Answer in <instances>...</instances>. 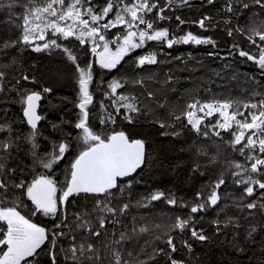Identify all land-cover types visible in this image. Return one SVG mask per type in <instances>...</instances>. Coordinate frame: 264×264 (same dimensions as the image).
<instances>
[{"label":"trees","instance_id":"obj_1","mask_svg":"<svg viewBox=\"0 0 264 264\" xmlns=\"http://www.w3.org/2000/svg\"><path fill=\"white\" fill-rule=\"evenodd\" d=\"M229 2L231 0H213L212 3L208 0H190L189 5L174 7L167 13L173 17L171 21H162L155 25L157 28H169L170 33L178 37L188 32L200 37H212L218 46L215 48L212 45L177 43L169 49L166 42L149 41L142 48L128 53L114 69L110 70L99 67L98 57L91 52L90 41L81 46L74 37L65 40L58 35H52L51 31L46 33L45 40H36L35 44L43 46L51 39L56 40L60 47L50 45L47 50L37 53L31 50V46L0 51V65H8L5 70L9 79L12 77L20 79V84L17 86L20 92L27 90L29 93L38 92L44 95L41 110L43 123L37 130L36 137V143L39 145L38 154L50 159L54 147L61 142L71 145L64 158L55 163L51 170L39 166L33 169L31 156L26 155L22 158L27 167L23 178L30 182L38 175L50 176L56 181L58 196L70 177L71 163L84 147L81 131L74 127L80 114V109L77 107L79 103L77 72L73 60L64 49L71 50L72 56L77 58L76 62L80 63L81 67L91 62L93 79L89 91L93 95V103L88 106L89 126L98 134L104 135L112 131H124L129 139L143 140L147 149L145 167L131 180V186L129 187L127 182L120 183L125 192L121 203L132 205L128 210L127 218L120 217L121 223L126 227H122L121 224H108V239L113 238V233L118 238L121 231L130 230L133 225L137 229L150 226L148 232L141 233L130 245H125L138 252L139 245L150 241L151 244L146 246L145 252L140 256V259L148 260V264H168L167 258L163 255H157L153 260H149L148 257L154 247L167 250L165 232L170 229L175 217L189 215L187 208L171 206L168 200L174 198L178 205L196 203V194L210 192L211 186L221 174L225 184L218 190L221 197L218 205L209 208L206 212L194 214L195 227L198 230L202 228L210 239L201 242L192 238L187 231L184 233H180L179 230L170 231L168 234L175 238L174 243L178 247V251L173 256L177 260H184L186 264H264V230H258L254 234V243L247 239L251 225L259 229L261 224H264V214L240 219L241 227L238 229L231 226L221 227L217 232L212 223L214 219L223 221L228 216L247 215L239 212L234 206V201L241 194V188L234 183L232 177L234 169L229 168L228 165L230 161L241 163L244 161L239 152L229 147L227 142L232 139L230 133L217 129L220 131V137L215 136L211 131L209 136L205 137L197 134L190 126H182L186 124L185 120L175 121L172 118L173 114L181 115L186 105L193 100L245 102L253 100L251 95L253 92L264 94V72L253 61L238 54H230L233 44H238L244 50L255 51V49L241 32L233 31L232 36L228 35L229 28L239 27L241 30H246L254 20L257 23L264 21V12L258 6L252 5V0H247L250 4L247 9L236 0L233 11L228 12L226 6ZM93 3L100 7L104 5L105 0H93ZM176 3L178 5L179 0H176ZM177 15L187 22L178 26L175 20ZM204 16L211 18V26L207 31L193 23ZM0 17L6 21L7 13L0 11ZM152 18L154 19V15ZM226 20L229 21L228 24L224 23ZM19 32L20 30L12 24L0 23V40L18 36ZM123 32V28L116 27L104 30L102 34L113 49H116L120 41L117 43L112 41L117 35H123ZM149 53H155L158 62L138 67L137 57ZM209 53L218 55H209ZM24 75H27L29 80H23ZM114 80H120L124 84V87L117 89V95L123 93L143 102L144 111L133 123H128L122 117H117L115 124L100 123L101 119L107 120L108 113H114L111 100L105 98V93L111 91L108 85ZM139 80L144 81L143 85L133 83ZM45 88L50 91L44 92ZM148 92L154 94L152 99L147 98ZM260 98L257 96L255 100ZM101 100L107 106L106 110L100 107ZM160 103L166 107L160 108ZM123 111L124 109H121V112ZM216 118H208L204 123L212 124ZM158 120L170 126L161 128L156 122ZM0 122L12 123L16 132L22 133L25 137L32 131L24 121L17 93L0 94ZM201 127L203 129L204 125ZM164 132L168 135L161 134ZM68 133L72 135L69 136ZM19 143L25 153L31 148V144L26 140H21ZM213 156L216 157L215 162L211 160ZM156 192H162L164 196L160 200L152 201L151 195ZM119 195L117 192V196ZM17 199L26 205L18 210L33 223L51 231L54 223L60 222L42 213L34 215L31 201L22 193L17 194ZM138 202H140L139 206ZM115 203L113 201V206ZM92 206V197H84L81 194L79 197L70 198L67 204L69 224L73 223L72 218L76 213L85 210L91 212ZM220 208L224 211L217 216ZM93 223L98 227L94 218ZM157 225L159 227H156ZM3 230L5 231V227ZM63 231L69 233L68 228H64ZM157 236L161 238L156 239ZM182 240H187L192 245L191 252L182 246ZM69 243V236L60 237L58 240L55 249L58 264H66L63 249L67 248ZM51 249L50 240H46L37 250L38 255L34 259H29L31 264H51L49 255Z\"/></svg>","mask_w":264,"mask_h":264},{"label":"snow or ice","instance_id":"obj_2","mask_svg":"<svg viewBox=\"0 0 264 264\" xmlns=\"http://www.w3.org/2000/svg\"><path fill=\"white\" fill-rule=\"evenodd\" d=\"M208 2L212 3L213 0ZM235 2L236 0H231L226 6V11L232 12ZM239 2L245 9L250 7L247 0H239ZM189 3L190 0H179L178 5L176 0H105L103 6L97 7L93 0H0V11L7 13V20L0 17V23L12 24L20 30L18 36L0 40V51L31 46L34 51L39 52L42 48L36 45L35 41L45 40L46 33L51 31L52 35H58L65 40L74 37L81 46L90 41L91 52L98 57L100 67L110 70L115 68L128 53L142 48L149 41L166 42L169 49L177 43L218 47L212 37H200L192 32L178 37L170 33L167 27H155L159 22L173 19L167 13L174 7L186 6ZM252 5L258 6L264 12V0H252ZM175 20L178 26L187 22L178 15L175 16ZM193 23L207 31L211 26V18L204 16ZM224 23L228 24L229 21L226 20ZM142 25L144 27H141ZM116 27L123 28L124 32L123 35H117L113 39L112 43L122 42L118 43L115 52H112L102 31ZM233 31L245 35L255 51L244 50L238 44H233L230 54H238L240 57L253 61L264 72V21L257 23L254 20L246 30H241L239 27L229 28L228 35L232 36ZM98 41L104 42L102 51H97L100 48ZM50 45L60 47L56 40L50 39L43 44V48L47 49ZM64 51L69 53L77 72L79 86L77 107L80 109V114L74 127L81 131L84 147L71 163L70 177L60 190L59 196L56 181L50 176L38 175L30 182L23 178L27 167L22 158L30 155L33 169L39 166L45 170H51L55 163L64 158L71 145L61 142L54 147L50 159H45L38 154L39 145L36 143V137L41 116L37 114V107L41 94L29 93L27 90L21 93L17 87L20 79L16 77L9 79L5 70L8 65H0V94L15 92L19 95L23 117L32 130L25 137L22 133L16 132L12 123L0 122V221L6 224V231L0 230L3 237L0 238V246H2L0 247V264H31L29 258L34 259L38 255L37 250L46 240H50L52 245L49 251L51 264H58L55 249L58 240L63 236H69L70 240L68 247L63 249L66 264H148V260H142L140 256L145 252L146 246L151 244L150 241L139 245L138 252L125 245H130L141 233L148 232L150 226L137 229L133 225L130 230L121 231L118 238L113 233L112 239H108L107 229L108 224H121L122 227H126L121 223L120 217L127 218L128 210L132 205L121 203L125 192L119 181L131 177L137 169L145 165V142L141 139H129L124 131H112L104 135L92 130L89 126L90 112L88 111V106L93 103V95L89 91V85L93 79L92 64L89 62L85 67H81L80 63L76 62L77 58L72 56L71 50L64 49ZM209 55L218 54L209 53ZM157 62L155 53L139 56L136 61L138 67L153 65ZM22 79L27 81L29 77L24 75ZM133 83L143 85L144 81H133ZM108 87L111 91L105 93V98L111 100L114 113H108L107 120L101 119L100 123L115 124L117 117H122L128 123L135 122L144 111L143 102L123 93L117 95V89L124 87L120 80L110 82ZM49 91L50 89H44V92ZM251 95L253 100L257 96L261 98L255 102L253 100L245 102L193 100L186 105L181 115L173 114L172 116L175 121L185 120L186 124L182 126H190L197 134L205 137L209 136L210 131L220 137V131L217 129L228 131L232 137L227 142L229 147L239 152L243 158V163L230 161L228 166L234 169L232 171L234 183L241 188V194L234 201V206L239 212L247 213V215L228 216L223 221L214 219L212 223L217 232L221 230V227L231 226L238 229L241 227L240 219L264 214V94L253 92ZM153 96L152 92H148V99H152ZM99 104L106 110L107 106L103 100L99 101ZM159 107L166 106L160 103ZM121 109L124 111L121 112ZM212 117H217L214 123H204L206 119ZM238 117L241 118L238 119ZM156 122L161 128L170 126L164 121ZM202 125H204L203 129ZM161 134L168 135L167 132ZM68 135L72 134L68 133ZM21 140L31 144L27 153L21 148L19 143ZM215 159L216 157L213 156L212 162H215ZM127 183L130 187L131 180ZM224 184L225 179L221 174L211 186L210 192L196 194L197 202L193 204L178 205L176 199H169V205L187 208L189 215L175 217L174 223L165 232L167 250L154 247L148 259L153 260L155 256L163 255L167 258L168 264H186L184 260L174 258L173 254L178 251V247L174 243L175 238L168 232L187 231L198 241L209 240L210 237L202 228L198 230L195 227L194 214L215 208L221 200L218 190ZM18 193H22L27 200L31 201L34 215L42 213L60 222L54 223L51 231L33 223L18 210L26 206L17 199ZM81 194L84 197L93 198L91 212L85 210L76 213L72 218L73 223L69 224L67 204L70 198L79 197ZM163 196L164 193L156 192L150 199L156 201ZM113 201L116 202L114 206ZM139 205L140 202H138ZM87 207L86 205L85 208ZM223 211L224 209L220 208L217 216ZM93 218L98 227L94 226ZM64 228H68L69 233H65ZM258 230H264V224H261L259 229L251 225L247 239L254 243V234ZM160 238L156 237V239ZM181 244L189 252L192 251V245L187 240H182Z\"/></svg>","mask_w":264,"mask_h":264},{"label":"water","instance_id":"obj_3","mask_svg":"<svg viewBox=\"0 0 264 264\" xmlns=\"http://www.w3.org/2000/svg\"><path fill=\"white\" fill-rule=\"evenodd\" d=\"M50 47V46H49ZM48 47V48H49ZM41 48H42V50L41 51H39V52H43V51H45V50H47V49H44L43 48V46H41ZM31 50L32 51H34L33 50V48H31ZM34 52H36V51H34ZM37 53V52H36ZM43 104H44V95H42L41 94V100L38 102V107H37V114L38 115H40L41 116V110H42V106H43ZM24 118V117H23ZM24 121L26 122V120H25V118H24ZM42 123H43V118H42V116H41V120L38 122V126H37V130L42 126ZM27 124V123H26ZM28 126V128L30 129V126L29 125H27ZM145 153H146V157H147V149H146V146H145ZM144 167H145V165H143L140 169H137V172L136 173H134L131 177H127V178H123V179H121L120 181H119V183H125V182H127V181H129V180H133L143 169H144Z\"/></svg>","mask_w":264,"mask_h":264},{"label":"rangeland","instance_id":"obj_4","mask_svg":"<svg viewBox=\"0 0 264 264\" xmlns=\"http://www.w3.org/2000/svg\"><path fill=\"white\" fill-rule=\"evenodd\" d=\"M85 18H87V17H85ZM104 21H101V23H103ZM111 29H113V28H111ZM102 33H103V31H102ZM105 40H106V38H105ZM122 41H120V43H121ZM98 43L100 44V48H98L97 49V51H102V47H103V41H98ZM109 48H110V50L112 51V52H115V48L113 49V46L109 43ZM138 50V49H137ZM134 51H136V50H134ZM133 52V51H132ZM97 64L99 65V62L97 61ZM119 64V63H118ZM117 66V65H116ZM99 67H100V65H99ZM114 69V68H113ZM218 115V114H217ZM43 245V244H42ZM41 245V246H42ZM0 247H2V246H0ZM30 259V258H29Z\"/></svg>","mask_w":264,"mask_h":264},{"label":"built area","instance_id":"obj_5","mask_svg":"<svg viewBox=\"0 0 264 264\" xmlns=\"http://www.w3.org/2000/svg\"><path fill=\"white\" fill-rule=\"evenodd\" d=\"M0 230H3V228L0 227ZM0 238H3V237H2V232H0Z\"/></svg>","mask_w":264,"mask_h":264},{"label":"crops","instance_id":"obj_6","mask_svg":"<svg viewBox=\"0 0 264 264\" xmlns=\"http://www.w3.org/2000/svg\"><path fill=\"white\" fill-rule=\"evenodd\" d=\"M0 222H1V223H5V222H3V221H0ZM43 245H44V244H43ZM43 245H42V246H43ZM42 246H41V247H42Z\"/></svg>","mask_w":264,"mask_h":264}]
</instances>
